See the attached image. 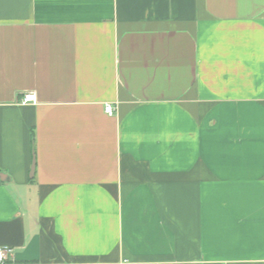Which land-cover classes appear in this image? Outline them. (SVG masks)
<instances>
[{"label": "crops", "instance_id": "0c3cea01", "mask_svg": "<svg viewBox=\"0 0 264 264\" xmlns=\"http://www.w3.org/2000/svg\"><path fill=\"white\" fill-rule=\"evenodd\" d=\"M0 173L7 264H264V0H0Z\"/></svg>", "mask_w": 264, "mask_h": 264}, {"label": "built area", "instance_id": "2783aa9c", "mask_svg": "<svg viewBox=\"0 0 264 264\" xmlns=\"http://www.w3.org/2000/svg\"><path fill=\"white\" fill-rule=\"evenodd\" d=\"M20 103L23 105L26 104H36L37 97L33 93H28L24 95L20 99ZM115 112V108L112 105L106 106V113L109 115H113ZM12 254V250L9 248H0V264H7L9 262V256Z\"/></svg>", "mask_w": 264, "mask_h": 264}, {"label": "water", "instance_id": "95a60500", "mask_svg": "<svg viewBox=\"0 0 264 264\" xmlns=\"http://www.w3.org/2000/svg\"><path fill=\"white\" fill-rule=\"evenodd\" d=\"M34 173H35V165L32 168V175H34ZM0 180L3 181V182L10 181L8 176H6L5 174H1V173H0Z\"/></svg>", "mask_w": 264, "mask_h": 264}]
</instances>
